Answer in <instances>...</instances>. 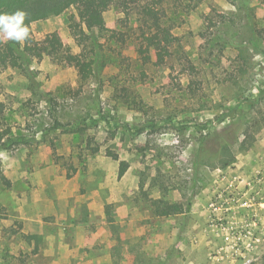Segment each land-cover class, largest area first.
<instances>
[{
  "label": "rangeland",
  "instance_id": "1",
  "mask_svg": "<svg viewBox=\"0 0 264 264\" xmlns=\"http://www.w3.org/2000/svg\"><path fill=\"white\" fill-rule=\"evenodd\" d=\"M119 1L114 34L74 37L70 8L0 65V264H264L263 0L170 10L163 65L137 51L144 0ZM207 133L228 153H201Z\"/></svg>",
  "mask_w": 264,
  "mask_h": 264
},
{
  "label": "trees",
  "instance_id": "2",
  "mask_svg": "<svg viewBox=\"0 0 264 264\" xmlns=\"http://www.w3.org/2000/svg\"><path fill=\"white\" fill-rule=\"evenodd\" d=\"M186 0H144L137 8L136 14L140 22L141 33L138 42V54L144 59L150 48H154L158 55L157 64L163 65L166 58L171 56V48L175 46L179 39L172 33V27L168 18V12L173 9L182 8ZM264 2V0H263ZM119 4V0H0V14H12L17 11L27 13L24 23L29 27L38 22H43L52 17H58L66 10L74 8L78 22L70 25V31L74 37H87V33H103L114 31L108 30L103 17V10L113 4ZM167 18V19H166ZM87 32V33H86ZM113 36V35H112ZM17 42L10 41L3 50H0V65L6 66L8 63L17 65L21 57V52L17 46ZM78 71L81 80L88 78L91 71V62L85 61L83 58L74 57L71 60ZM250 103V102H249ZM230 110L231 125L235 123V116L240 114V118L244 119V110ZM238 111V114H237ZM0 113L2 104H0ZM260 113V112H258ZM220 136L207 133L202 137L200 147L201 153L218 152L221 154L228 153V148H222ZM2 134H0V140ZM232 162L226 160L221 167H228ZM207 165V164H204ZM127 165H120V173H125ZM1 178V174H0ZM153 214L158 217H170L187 212L190 204L187 202L185 206L181 203L165 204L163 201L154 200Z\"/></svg>",
  "mask_w": 264,
  "mask_h": 264
},
{
  "label": "clouds",
  "instance_id": "3",
  "mask_svg": "<svg viewBox=\"0 0 264 264\" xmlns=\"http://www.w3.org/2000/svg\"><path fill=\"white\" fill-rule=\"evenodd\" d=\"M27 13L17 11L12 14H0V36L6 41L17 43L30 39V28L24 23Z\"/></svg>",
  "mask_w": 264,
  "mask_h": 264
}]
</instances>
